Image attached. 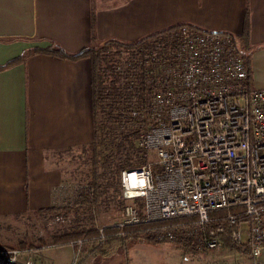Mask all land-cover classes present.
<instances>
[{
  "label": "crops",
  "instance_id": "1",
  "mask_svg": "<svg viewBox=\"0 0 264 264\" xmlns=\"http://www.w3.org/2000/svg\"><path fill=\"white\" fill-rule=\"evenodd\" d=\"M247 11L249 84L263 90L264 0H0V68L26 56L0 70V222L70 216L94 192L68 176L95 140L92 64L44 51L76 54L93 38L131 43L185 25L240 40Z\"/></svg>",
  "mask_w": 264,
  "mask_h": 264
},
{
  "label": "built area",
  "instance_id": "2",
  "mask_svg": "<svg viewBox=\"0 0 264 264\" xmlns=\"http://www.w3.org/2000/svg\"><path fill=\"white\" fill-rule=\"evenodd\" d=\"M241 50L232 34L185 25L137 61L155 86L138 146L158 160L121 172L127 204L118 226L158 225L157 241L192 239L195 248L216 250L226 223L263 264L264 89L251 88ZM230 209L237 212L210 227L211 213ZM84 242L72 243V264H80ZM34 254L0 249V264H44Z\"/></svg>",
  "mask_w": 264,
  "mask_h": 264
},
{
  "label": "trees",
  "instance_id": "3",
  "mask_svg": "<svg viewBox=\"0 0 264 264\" xmlns=\"http://www.w3.org/2000/svg\"><path fill=\"white\" fill-rule=\"evenodd\" d=\"M248 18L247 11V33L239 41H241L240 44L242 43V49L246 57L249 58L250 49L247 47ZM173 29L175 28L131 43L118 40L97 42L93 38L90 46L76 54H69L61 47H53L44 51V53L58 55L74 61L88 59L92 64L95 140L89 147L91 152L89 164L92 177L90 178L89 173L84 181H88L90 185L95 187L94 192L90 193L92 196L86 198V201L93 205L92 207L96 206L101 191L104 192L106 188L110 187L115 189L118 186V178L120 179L123 170L145 166L149 161L150 153L138 146L139 126L146 119L155 86L148 84L144 69L137 65V61H144L149 52H153L159 43L165 41ZM25 60L26 56L10 65ZM8 66L1 67L0 70ZM110 173H113L114 177L110 176ZM106 185L108 187L102 188ZM235 212H237L236 209H230L211 213L213 221L210 227L216 228L227 216ZM38 214L41 215L42 212ZM218 218H221V220L219 221ZM225 226L227 234L222 236L224 246L241 249L242 247L236 246L229 236L235 226H229L226 223ZM147 228H150V226L142 225L128 228L111 226L103 230L105 240L102 243L120 240L119 234L122 232L126 233L125 239L132 234L138 237ZM100 236L101 233L98 229H75L55 236L52 241L53 245L64 246L80 240L85 242L97 241L100 240ZM44 244L49 246L48 243ZM19 247V249H25L27 246L20 245ZM85 250L86 246L83 251Z\"/></svg>",
  "mask_w": 264,
  "mask_h": 264
},
{
  "label": "rangeland",
  "instance_id": "4",
  "mask_svg": "<svg viewBox=\"0 0 264 264\" xmlns=\"http://www.w3.org/2000/svg\"><path fill=\"white\" fill-rule=\"evenodd\" d=\"M241 51L243 58L246 57L245 52ZM90 153L89 149L82 152L76 165L73 166L71 163V166H68L70 170L68 176L71 177V180L72 178H75L76 181L80 180L78 183L83 188L86 185L84 182L87 178L86 175L89 176L90 173V178L92 177L89 164ZM149 153V160L156 162L158 160L156 153ZM110 176L114 177V174L110 173ZM92 189L94 190L95 187L90 191ZM112 189L111 192H100L94 210L93 205L89 204V209H81L70 216L63 214L50 219L49 215L28 214L11 221L0 222V249L20 248V245H25L27 247L21 250H32L34 253L43 251L44 256L55 260L53 264H72L77 251V248H74L72 244L45 249L44 243L53 245L52 240L55 236L75 229H98L101 232L105 228L120 225L124 219V208L127 201L120 198L122 192L120 184ZM85 203L89 202L83 198L82 204ZM148 226L150 228H147L138 237L132 234L125 239L126 233L122 232L119 234L120 240L110 243H102L105 238L84 242L80 254V264H254L250 257L249 247L235 243L230 235L234 244L242 247L241 249L232 246L226 247L222 241V247L219 249L201 250L195 248L196 244L192 239L157 241L152 233L158 225ZM85 246L86 250L83 251ZM262 263L264 264V255Z\"/></svg>",
  "mask_w": 264,
  "mask_h": 264
}]
</instances>
